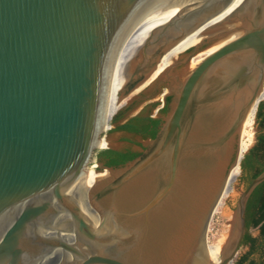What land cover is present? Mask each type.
<instances>
[{
  "label": "water",
  "instance_id": "water-1",
  "mask_svg": "<svg viewBox=\"0 0 264 264\" xmlns=\"http://www.w3.org/2000/svg\"><path fill=\"white\" fill-rule=\"evenodd\" d=\"M143 28L118 103L182 40L198 30L186 46L204 40L157 77L171 97L157 136L122 166L98 163L113 173L83 181L80 207L115 64ZM263 88L264 0H0V264H213L207 229ZM263 182L264 171L236 194L217 264L241 250Z\"/></svg>",
  "mask_w": 264,
  "mask_h": 264
},
{
  "label": "trees",
  "instance_id": "trees-1",
  "mask_svg": "<svg viewBox=\"0 0 264 264\" xmlns=\"http://www.w3.org/2000/svg\"><path fill=\"white\" fill-rule=\"evenodd\" d=\"M170 100L171 97L166 96L162 105L160 102L145 104L138 113L120 124L117 123L122 119V112H116L108 122L113 127L104 134L124 132L139 136L143 140L154 139L161 127L162 117L168 112ZM140 155V151L130 148L123 150L96 148L89 156L88 166L103 162L107 167H119ZM240 168L238 181L243 186H247L264 171V99L259 103L255 115L254 142L244 153ZM232 264H264V182L256 187L247 202L246 234L242 248Z\"/></svg>",
  "mask_w": 264,
  "mask_h": 264
},
{
  "label": "bare ground",
  "instance_id": "bare-ground-1",
  "mask_svg": "<svg viewBox=\"0 0 264 264\" xmlns=\"http://www.w3.org/2000/svg\"><path fill=\"white\" fill-rule=\"evenodd\" d=\"M221 8H222V5L218 7L217 11L214 13L213 17H211L210 20H212L214 18V16L220 11ZM210 20H209V22H210ZM209 22L206 23L205 26H207L209 24ZM199 31L200 30L189 35L187 38L182 40L178 45H176L169 53H167L160 60L159 64L157 65V69L155 70V72L151 75V77L141 87H139L135 91V93L137 91L141 90L142 88H144L145 86H147L149 83H151L153 80H155L158 76L163 74V72H165V70L172 64L173 60L176 58V56L178 54H181V53L185 52L186 50H188L192 47L199 46V44L204 39L201 40L200 42H198L197 44L191 46V47L186 46V44L188 42L192 41L193 37ZM148 35H149V30L147 28L140 29L137 32H135L129 38V40L125 43V45L123 46V48L120 52V55L117 59V62L115 64V67H114V70H113L107 91L105 93V96H104V99H103V102L101 105L100 114H99L98 131H100L102 128H104L106 126V124L109 122V120L111 119L112 115H114L116 113V111L120 107H122L124 104H126L127 101L129 100V99H123L119 103L117 102L118 96H115V94L119 91L120 86L116 83V81H117L123 60L125 59L126 55L130 52V50H132L139 43H141ZM215 36H213V37H215ZM238 36H239V33H234L229 38L222 40L221 42L215 44L214 46H212V47L204 50L200 54H198L197 59L195 60V62L192 63L191 68H194L202 60V58H204L205 56L216 51L221 46H223L226 43L230 42L231 40L237 38ZM209 38H212V37H209ZM262 99H264V88L262 89L260 97H259V100H262ZM258 101L252 106L251 110L249 111V114L247 115V117L243 123L242 131H241V135H240L237 161H236L235 166L233 167V169L229 173V176H228V179H227L221 200L219 201V203H218L217 207L215 208L213 214L218 213V214H220V216H225L226 215V213H225L226 212L225 202L227 201V199H229L235 193V191H234L235 190L234 189L235 184H236V182L239 178L240 172H241V168H240L241 158L244 155V153L251 146L253 138H254L253 131H254L255 115H256V111H257ZM108 172H110V171H106L105 173H103L102 177H106ZM110 173H113V172H110ZM85 179H97V178H83L82 176L79 177V179L76 183L74 195H75V200L80 207L85 206L84 203L80 200V191H81V188L83 185V181ZM227 220H228V222L226 223V227H228V229H229V222L231 221L230 215L227 216ZM227 232L228 231H226V233L224 235H222L221 237L215 238L213 245L205 244V249H206L207 255L209 257V260L213 264H217L219 262V254H220V252L223 248V245L226 241Z\"/></svg>",
  "mask_w": 264,
  "mask_h": 264
},
{
  "label": "rangeland",
  "instance_id": "rangeland-1",
  "mask_svg": "<svg viewBox=\"0 0 264 264\" xmlns=\"http://www.w3.org/2000/svg\"><path fill=\"white\" fill-rule=\"evenodd\" d=\"M189 53H191V49L185 51L183 54H180V56ZM196 59L197 56H195L191 61L187 62L185 65L181 66L180 69H191L192 63L195 62ZM156 81L157 78L153 80L151 83H149L147 86L142 88L141 90L131 94V98L127 101V103L116 111V112L118 111L122 112V119L117 124L122 123L126 119L138 113L145 106V104L151 102H160L162 105L164 103V99L167 96V90L165 86H161L155 89ZM155 116H157L156 112H155ZM112 127L113 126H110L107 123L106 126L102 128L100 131L101 133L104 134V132H107V130L111 129ZM101 133L99 135L98 144H97L99 148H109L115 150H123L126 148H130L134 151L142 152L148 146V143L150 141V140H143L139 136H133L131 134L124 132H111V133H105L104 135ZM253 134L255 138V123H254ZM254 138L252 144L254 142ZM103 173L105 172L98 166V164L94 163L88 166L87 170H84L81 176L83 178H100L103 176ZM242 186L243 185L240 184L239 181L237 180L234 188L235 193L225 202L226 205L225 213L227 216H229V214H231V212L234 210L236 205V198H237L236 194L240 191ZM226 215L220 216V214L218 213L212 215L206 233L205 244L213 245L215 238L221 237L226 233V231H228V227H226V223L228 222Z\"/></svg>",
  "mask_w": 264,
  "mask_h": 264
},
{
  "label": "flooded vegetation",
  "instance_id": "flooded-vegetation-1",
  "mask_svg": "<svg viewBox=\"0 0 264 264\" xmlns=\"http://www.w3.org/2000/svg\"><path fill=\"white\" fill-rule=\"evenodd\" d=\"M98 163H102L103 164V162H98ZM98 163H95V164H98Z\"/></svg>",
  "mask_w": 264,
  "mask_h": 264
}]
</instances>
